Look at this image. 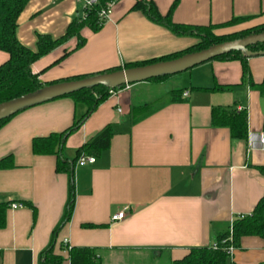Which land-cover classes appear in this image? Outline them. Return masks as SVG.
Instances as JSON below:
<instances>
[{"label":"crops","instance_id":"1","mask_svg":"<svg viewBox=\"0 0 264 264\" xmlns=\"http://www.w3.org/2000/svg\"><path fill=\"white\" fill-rule=\"evenodd\" d=\"M92 0H29L20 15L17 37L36 50L39 34L63 36ZM138 0H119L100 31H81L32 65L44 84L101 73L187 50L197 38L177 36L132 8ZM162 14L176 0H151ZM227 34L264 24V0H178L172 20L195 26L223 25ZM9 55L0 51V65ZM255 84L264 81V56L247 59ZM174 81V82H172ZM181 84L182 87H175ZM170 84V87L168 86ZM215 86L229 87L224 91ZM184 88L183 101L167 94ZM157 89V95H151ZM148 95L149 97H146ZM155 110L137 122L135 106ZM214 107L246 109L249 134L234 139L229 128L212 126ZM87 111L84 103L61 97L27 108L0 129V159L14 167L0 170V203H23L7 210L0 229V264H40L69 200L70 176L58 172L55 155H36L33 140L70 128ZM108 125L114 136L94 164L74 169L75 208L57 233L55 251L69 262L68 248L91 247L103 264H161L184 257L193 247L213 246L240 215L251 214L264 196V96L243 80L240 60H212L160 82H141L112 92L81 128L68 137L64 154ZM92 156V155H90ZM32 204L35 210L27 205ZM129 207L127 215H113ZM94 224L96 227H88ZM230 264L264 263V240L244 237Z\"/></svg>","mask_w":264,"mask_h":264},{"label":"trees","instance_id":"2","mask_svg":"<svg viewBox=\"0 0 264 264\" xmlns=\"http://www.w3.org/2000/svg\"><path fill=\"white\" fill-rule=\"evenodd\" d=\"M118 1L119 0H96L95 3L86 7L83 17L72 20L63 36L54 38L50 35L39 34L37 48L36 50H33L24 46L17 37L19 18L29 0H0V51H4L9 55L8 60L0 65V103L37 91L47 85L39 79L38 74L33 73L32 65L74 37L79 39L77 48L82 47L86 40L81 37V31L84 28H89L94 32L100 31L106 22L101 18V12L106 10L109 5L115 4ZM177 3L178 0L174 2L167 14H162L155 3L151 0H138L132 9L143 12L149 20L169 29L173 34L177 36L197 38L198 42L187 50L173 53L155 60L126 64L123 68L145 65L160 60L174 59L186 53L208 48L217 43L243 38L250 34L264 31V24H262L227 34L216 33L217 29L235 25L247 18H235L232 22L223 25L195 26L178 24L172 20V12ZM249 49L254 52L264 50V43L250 46ZM248 58L249 57L244 53L234 51L212 60H240L243 65L244 82H249L254 89L258 90L264 96V81L261 84H255L253 82L247 63ZM119 69H121V67L112 68L97 74L112 72ZM97 74L75 76L57 82L81 79ZM169 77L171 76L157 77L150 79L149 82H160ZM123 87L125 86L116 89H108L104 86H97L92 89H84L63 96L72 98L76 103H84L87 106L86 113L82 117L76 119L73 125L67 130L60 133H53L46 137L35 138L33 140L32 147L34 154L55 155L57 157V171H65L70 176L69 200L66 206L65 215L59 226L55 229L51 243L41 252L40 264H65V258L55 251V243L57 233L71 219L75 208V165L81 157L88 155L98 156L110 147L111 140L114 136L113 125H108L90 141L81 145L78 148L77 157L72 161L64 154L66 140L70 135L81 128L83 123L110 97L112 92ZM228 89L229 87L215 86L211 90L224 91ZM184 92V88L170 91L167 94L169 102L176 103L183 101ZM154 110L155 107L149 104L135 106L133 108L134 122L139 121ZM12 118L13 116L0 121V129ZM248 124V112L246 109L238 110L236 108L214 107L212 110V126L229 128L231 136L234 139L246 140L248 138ZM14 166L12 156L0 159V170L13 168ZM258 169L264 175V166H259ZM27 205L35 210L32 204L28 203ZM9 207V203H0V229L6 226L7 210ZM87 226L96 227L94 224H89ZM249 236L259 237L264 240V196L259 200L251 214L237 216L233 220L230 229L219 235L215 245L193 247L184 257L161 264H230V248H239L241 246L242 238ZM68 252L70 264H103L100 253L96 248L72 247L68 248Z\"/></svg>","mask_w":264,"mask_h":264},{"label":"water","instance_id":"3","mask_svg":"<svg viewBox=\"0 0 264 264\" xmlns=\"http://www.w3.org/2000/svg\"><path fill=\"white\" fill-rule=\"evenodd\" d=\"M264 43V31L250 34L243 38L229 40L211 45L208 48L186 53L180 57L160 60L145 65L121 68L81 79L61 81L47 84L37 91L27 93L14 99L0 103V121L12 117L19 112L61 98L66 95L97 86L116 89L121 86L147 82L162 76H174L186 72L210 60L234 52H242L247 57L264 56V50L251 51L250 46Z\"/></svg>","mask_w":264,"mask_h":264},{"label":"built area","instance_id":"4","mask_svg":"<svg viewBox=\"0 0 264 264\" xmlns=\"http://www.w3.org/2000/svg\"><path fill=\"white\" fill-rule=\"evenodd\" d=\"M95 2H96V0H92V1L87 2L86 7L90 6L92 3H95ZM113 5L114 4L109 5L106 10H103L101 12L100 16H101V18L104 21H107L110 18V15L112 13V7H113ZM187 95H188V93H185L184 94V96H187ZM259 142H260V148L262 150H264V133L261 134L260 139H259ZM95 162H96V157L88 155V156L81 157L79 159V161H78V165L79 166H84L87 163L88 164H94ZM10 207H12V208H22V207H25V205L23 203H16V202H14V203H11ZM129 209L130 208L127 207L123 211H121V212L113 215L112 220L113 221H120V220L124 219L126 217L127 211ZM232 251H233V248H230V252H232Z\"/></svg>","mask_w":264,"mask_h":264},{"label":"rangeland","instance_id":"5","mask_svg":"<svg viewBox=\"0 0 264 264\" xmlns=\"http://www.w3.org/2000/svg\"><path fill=\"white\" fill-rule=\"evenodd\" d=\"M179 75V74H178ZM172 82H174V81H172ZM171 85H174L175 87H182L181 86V84H174V83H171ZM168 86L170 87V84H168ZM157 95L158 94V92H157V89H155L154 91H153V93H151V95ZM146 97H149L148 95H146Z\"/></svg>","mask_w":264,"mask_h":264}]
</instances>
